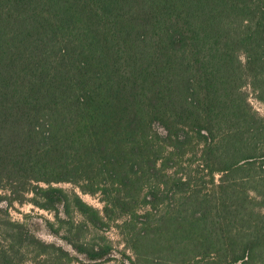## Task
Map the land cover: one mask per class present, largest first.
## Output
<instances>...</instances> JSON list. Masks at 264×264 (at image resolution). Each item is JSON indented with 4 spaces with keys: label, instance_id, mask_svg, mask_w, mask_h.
<instances>
[{
    "label": "trees",
    "instance_id": "trees-1",
    "mask_svg": "<svg viewBox=\"0 0 264 264\" xmlns=\"http://www.w3.org/2000/svg\"><path fill=\"white\" fill-rule=\"evenodd\" d=\"M246 87L264 104V0H0V264L76 259L14 203L93 262L111 245L87 233L113 223L152 264H264Z\"/></svg>",
    "mask_w": 264,
    "mask_h": 264
},
{
    "label": "rangeland",
    "instance_id": "rangeland-1",
    "mask_svg": "<svg viewBox=\"0 0 264 264\" xmlns=\"http://www.w3.org/2000/svg\"><path fill=\"white\" fill-rule=\"evenodd\" d=\"M246 91L249 96V101L251 102L254 109L257 110L261 115H264V104L255 98V95L250 88L246 87ZM56 185L62 186L68 191L73 189V185L70 183H58ZM76 190L79 192V195L84 201L98 209L102 208V202L100 201V196L98 194L91 195L88 193H82L78 190V188H76ZM5 206L6 204L3 203V207ZM9 212L12 219L26 223L29 228L43 241L55 243L56 245H60L64 249L68 250L73 256L76 257L72 264H121L122 260L126 264H130L129 261L123 257V252L128 254L135 264H152V262H150L152 254H154V256H159L157 252H152L151 250L148 251L147 249L144 250L145 253H143L141 256L136 254L132 247L128 248L126 246L121 232L112 223L110 227L105 229L103 232L90 229V231L87 233V235L93 238L95 242H98L99 236L103 235L106 237L107 242L111 245V254L105 260L95 262L89 261L84 255L76 253L71 248V245L63 237L65 234L64 229H60L58 232L55 231L58 228V222L52 212L37 208L30 203H14L12 207L9 208ZM61 215L63 216V214ZM75 219L79 220L80 216L75 217ZM48 221L52 223L53 227L47 223ZM119 222L120 221H118V223ZM161 254L167 255L165 251Z\"/></svg>",
    "mask_w": 264,
    "mask_h": 264
}]
</instances>
